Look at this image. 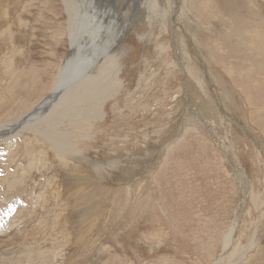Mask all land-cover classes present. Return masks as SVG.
I'll use <instances>...</instances> for the list:
<instances>
[{"label":"rangeland","instance_id":"1","mask_svg":"<svg viewBox=\"0 0 264 264\" xmlns=\"http://www.w3.org/2000/svg\"><path fill=\"white\" fill-rule=\"evenodd\" d=\"M69 12L0 0V264H264V0Z\"/></svg>","mask_w":264,"mask_h":264},{"label":"bare ground","instance_id":"2","mask_svg":"<svg viewBox=\"0 0 264 264\" xmlns=\"http://www.w3.org/2000/svg\"><path fill=\"white\" fill-rule=\"evenodd\" d=\"M64 1V3H65V6H66V9H67V11L69 12V15H70V19H71V22H73V21H75V20H78V15L77 14H75V11H76V0H63ZM73 5V6H72ZM89 6V5H88ZM77 12H78V10H77ZM152 21H154V20H152ZM76 33V30L75 29H72V32H71V43H72V46L74 45V44H76L80 39L82 40L83 39V35L82 36H78L77 34V36L75 37L74 36V34ZM87 33V32H86ZM108 44V43H107ZM104 46V45H103ZM101 48V47H100ZM103 56V55H102ZM98 57V56H97ZM66 72H69L68 71V68H66ZM62 76L59 78V81H58V83H57V86H56V88H55V91H62L63 90V84H65V83H67L66 82V80L64 79V80H62ZM207 78V82H208V85H210L209 84V79H208V77H206ZM70 79V78H69ZM68 80V79H67ZM69 82V81H68ZM201 82H203V81H201ZM70 83V82H69ZM204 84V83H203ZM202 84V85H203ZM201 85V84H200ZM201 85V86H202ZM67 86V85H66ZM203 87V86H202ZM205 87V86H204ZM55 91H54V93H55ZM58 94H59V92H58ZM54 96V94H52V96H50V98L46 101V102H49V100L52 98ZM61 98V97H60ZM54 99H56V98H54ZM46 102H44V103H42V104H45ZM53 105V104H52ZM42 108H44V106H42L41 105V107L40 108H38V109H36V111H34L32 114H30L29 116H27L20 124L22 125L21 127H23L22 129H24L25 127V125L26 124H29V122L30 123H33V120H37V119H39L40 118V114H42ZM44 113V112H43ZM38 121V120H37ZM20 126V125H19ZM18 126V124H16V126H6L7 128L8 127H11V129H7L8 131H6L7 133H6V135H8V136H10V135H12V134H14L16 131H17V129H15V127H19ZM20 128V127H19ZM5 131V130H4ZM19 131V130H18ZM20 133H22V132H20ZM48 138H49V136H47ZM65 151V150H64ZM59 156H62V155H59ZM242 206H243V203L241 204ZM233 228V227H232ZM230 234V233H229ZM231 238H232V235L227 239V241H226V243H225V247L227 248L229 245H230V243H231Z\"/></svg>","mask_w":264,"mask_h":264},{"label":"flooded vegetation","instance_id":"3","mask_svg":"<svg viewBox=\"0 0 264 264\" xmlns=\"http://www.w3.org/2000/svg\"><path fill=\"white\" fill-rule=\"evenodd\" d=\"M264 39H261L260 41H263ZM263 49V48H262ZM262 67H263V65H262ZM264 68V67H263Z\"/></svg>","mask_w":264,"mask_h":264},{"label":"water","instance_id":"4","mask_svg":"<svg viewBox=\"0 0 264 264\" xmlns=\"http://www.w3.org/2000/svg\"><path fill=\"white\" fill-rule=\"evenodd\" d=\"M69 57V56H68ZM68 59V58H67ZM66 63V62H65Z\"/></svg>","mask_w":264,"mask_h":264}]
</instances>
